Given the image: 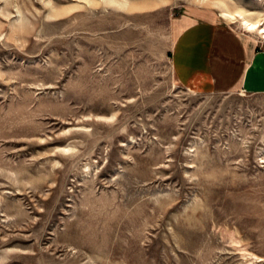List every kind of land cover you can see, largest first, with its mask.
Here are the masks:
<instances>
[{"label": "rangeland", "instance_id": "obj_1", "mask_svg": "<svg viewBox=\"0 0 264 264\" xmlns=\"http://www.w3.org/2000/svg\"><path fill=\"white\" fill-rule=\"evenodd\" d=\"M193 7L264 44V0H0V264H264V91L175 79Z\"/></svg>", "mask_w": 264, "mask_h": 264}, {"label": "crops", "instance_id": "obj_2", "mask_svg": "<svg viewBox=\"0 0 264 264\" xmlns=\"http://www.w3.org/2000/svg\"><path fill=\"white\" fill-rule=\"evenodd\" d=\"M175 22L171 67L180 84L199 91H264L263 43L194 7Z\"/></svg>", "mask_w": 264, "mask_h": 264}, {"label": "bare ground", "instance_id": "obj_3", "mask_svg": "<svg viewBox=\"0 0 264 264\" xmlns=\"http://www.w3.org/2000/svg\"><path fill=\"white\" fill-rule=\"evenodd\" d=\"M113 4H116L118 6H122L126 4V0H111ZM224 9V8H223ZM222 16H224L227 19L235 20L237 21V17H239V20L248 27L250 30H256L258 29L260 33L264 34V23L261 24L259 21H255L252 18H250L248 15H246L242 11H238L237 13L231 12L227 9L222 10Z\"/></svg>", "mask_w": 264, "mask_h": 264}]
</instances>
